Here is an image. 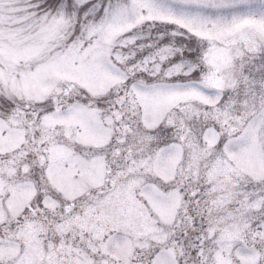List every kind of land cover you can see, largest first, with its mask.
I'll use <instances>...</instances> for the list:
<instances>
[{
  "label": "snow or ice",
  "instance_id": "snow-or-ice-1",
  "mask_svg": "<svg viewBox=\"0 0 264 264\" xmlns=\"http://www.w3.org/2000/svg\"><path fill=\"white\" fill-rule=\"evenodd\" d=\"M0 264H264V0H0Z\"/></svg>",
  "mask_w": 264,
  "mask_h": 264
}]
</instances>
